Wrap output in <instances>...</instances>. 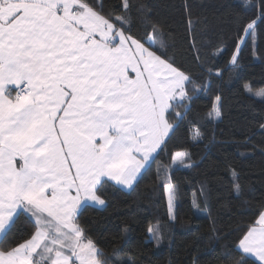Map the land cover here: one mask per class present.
<instances>
[{"label":"snow or ice","instance_id":"6c2138e0","mask_svg":"<svg viewBox=\"0 0 264 264\" xmlns=\"http://www.w3.org/2000/svg\"><path fill=\"white\" fill-rule=\"evenodd\" d=\"M253 7L258 15L240 29L230 57L234 69L264 23V0ZM119 8L122 14L106 15L88 0H0V264H111L78 215L105 204L97 193L109 181L139 186L191 110L190 89L201 90L158 46L162 29L149 21L137 38V6L121 0ZM245 90L264 98V88ZM222 107L217 96L209 116L220 118ZM187 157L176 152L173 162ZM163 182L175 221L177 189L167 167ZM25 214L34 230L13 238ZM147 231L159 246V225ZM238 250L231 264H264V212Z\"/></svg>","mask_w":264,"mask_h":264},{"label":"trees","instance_id":"16d2710c","mask_svg":"<svg viewBox=\"0 0 264 264\" xmlns=\"http://www.w3.org/2000/svg\"><path fill=\"white\" fill-rule=\"evenodd\" d=\"M88 2L106 15L122 14L121 0ZM132 3L137 6L132 35L143 38L149 21L158 25L163 31L158 46L201 90L190 89L191 110L139 186L126 191L109 181L97 193L104 207H85L79 224L111 264H231L241 254L239 238L264 212V98L245 90V85L253 92L264 88V23L258 21L255 46L242 48L239 68L230 65L240 29L258 15L253 5L259 0ZM217 96L223 105L220 118L209 116ZM194 129L199 139L193 138ZM179 151L188 153L184 165L173 162ZM165 167L177 189L175 221L168 211ZM157 224L163 237L159 246L147 231ZM33 230L31 218L21 215L13 238Z\"/></svg>","mask_w":264,"mask_h":264},{"label":"rangeland","instance_id":"374dc122","mask_svg":"<svg viewBox=\"0 0 264 264\" xmlns=\"http://www.w3.org/2000/svg\"><path fill=\"white\" fill-rule=\"evenodd\" d=\"M174 164H179V163H174ZM110 182H112V183H114L115 184V182L114 181H110ZM115 185H117V184H115ZM118 187H120V188H122V189H124V190H126V191H129V189H126V188H124L123 186H120V185H117ZM105 205V204H104ZM104 205H92V206H95V207H98V208H102V207H104Z\"/></svg>","mask_w":264,"mask_h":264},{"label":"crops","instance_id":"0c3cea01","mask_svg":"<svg viewBox=\"0 0 264 264\" xmlns=\"http://www.w3.org/2000/svg\"><path fill=\"white\" fill-rule=\"evenodd\" d=\"M251 259H255L254 257H251Z\"/></svg>","mask_w":264,"mask_h":264}]
</instances>
